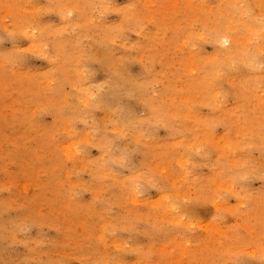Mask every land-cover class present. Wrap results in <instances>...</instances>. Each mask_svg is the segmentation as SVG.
Segmentation results:
<instances>
[{"label": "rangeland", "instance_id": "obj_1", "mask_svg": "<svg viewBox=\"0 0 264 264\" xmlns=\"http://www.w3.org/2000/svg\"><path fill=\"white\" fill-rule=\"evenodd\" d=\"M0 264H264V0H0Z\"/></svg>", "mask_w": 264, "mask_h": 264}]
</instances>
